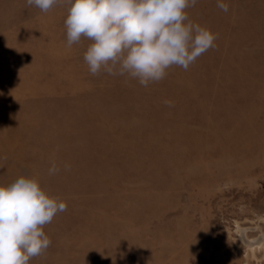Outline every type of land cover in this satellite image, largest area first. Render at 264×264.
Segmentation results:
<instances>
[{
    "label": "rangeland",
    "instance_id": "374dc122",
    "mask_svg": "<svg viewBox=\"0 0 264 264\" xmlns=\"http://www.w3.org/2000/svg\"><path fill=\"white\" fill-rule=\"evenodd\" d=\"M223 2L186 9L215 47L144 87L90 74L65 0H0V185L67 204L29 264H264V0Z\"/></svg>",
    "mask_w": 264,
    "mask_h": 264
},
{
    "label": "clouds",
    "instance_id": "9594fccd",
    "mask_svg": "<svg viewBox=\"0 0 264 264\" xmlns=\"http://www.w3.org/2000/svg\"><path fill=\"white\" fill-rule=\"evenodd\" d=\"M61 0H27L47 13ZM67 46L87 38L91 43L84 61L93 76H129L147 87L165 78L167 69L187 70L201 55L215 47L217 34L193 23L186 12L197 0H65ZM225 13L229 5L217 0ZM164 103L171 107L172 101ZM68 164L64 165L69 170ZM50 175L60 171L50 162ZM67 209V204L49 196L40 182L20 175L0 185V264H29L50 244L43 228Z\"/></svg>",
    "mask_w": 264,
    "mask_h": 264
}]
</instances>
